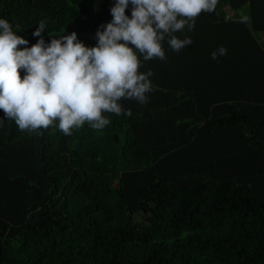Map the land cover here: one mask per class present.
Here are the masks:
<instances>
[{
	"label": "trees",
	"instance_id": "1",
	"mask_svg": "<svg viewBox=\"0 0 264 264\" xmlns=\"http://www.w3.org/2000/svg\"><path fill=\"white\" fill-rule=\"evenodd\" d=\"M116 0H0L28 41L86 47ZM227 8V10H226ZM132 5L126 9L131 18ZM234 11L233 17L228 16ZM234 18V19H233ZM264 0H218L141 61L148 101L65 135L21 132L0 109V264H264ZM131 46V45H130ZM220 46L227 54L213 60ZM21 77L24 70H20Z\"/></svg>",
	"mask_w": 264,
	"mask_h": 264
},
{
	"label": "clouds",
	"instance_id": "2",
	"mask_svg": "<svg viewBox=\"0 0 264 264\" xmlns=\"http://www.w3.org/2000/svg\"><path fill=\"white\" fill-rule=\"evenodd\" d=\"M217 3L218 0H116L110 9L113 18L98 28L94 47H86L76 32L52 38L46 44V22L41 21L33 33L40 39L21 50L18 46L28 41L12 30L7 19H0V109L21 132L37 134L55 125L65 135H71L73 129L85 123L101 130L110 124L104 113L131 116V110H125L120 101L134 99L146 104V94L153 91L149 79L153 73L139 71L137 52L144 61L166 60L162 42L167 39L176 52L190 45L191 37L180 39L175 33L185 28L193 31L196 18L202 12H213ZM129 4L131 18L126 15ZM234 14L228 12V16ZM226 54L227 49L220 46L211 57L215 60Z\"/></svg>",
	"mask_w": 264,
	"mask_h": 264
},
{
	"label": "rangeland",
	"instance_id": "3",
	"mask_svg": "<svg viewBox=\"0 0 264 264\" xmlns=\"http://www.w3.org/2000/svg\"><path fill=\"white\" fill-rule=\"evenodd\" d=\"M255 37L259 40L261 46L264 48V34L255 33Z\"/></svg>",
	"mask_w": 264,
	"mask_h": 264
}]
</instances>
